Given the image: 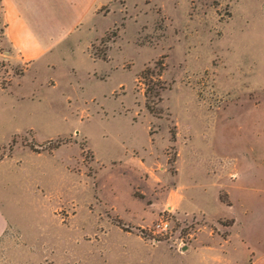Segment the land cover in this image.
<instances>
[{"label": "rangeland", "instance_id": "rangeland-1", "mask_svg": "<svg viewBox=\"0 0 264 264\" xmlns=\"http://www.w3.org/2000/svg\"><path fill=\"white\" fill-rule=\"evenodd\" d=\"M11 53L3 30L0 83L32 129L0 149V264L264 251V0H95L51 65Z\"/></svg>", "mask_w": 264, "mask_h": 264}, {"label": "crops", "instance_id": "crops-1", "mask_svg": "<svg viewBox=\"0 0 264 264\" xmlns=\"http://www.w3.org/2000/svg\"><path fill=\"white\" fill-rule=\"evenodd\" d=\"M94 1L0 0L4 38L14 53L10 56L11 61L16 63L18 57L28 66L41 61L46 66L51 65L52 53L78 27L81 18ZM5 85L0 83V124L3 126L0 127V149L9 144L16 137V133L32 129L31 125L16 129V118L20 114L19 104L24 103V99L16 97V80L8 83L7 87ZM4 163L8 164L0 169L11 170L16 176V150L13 155L0 159V166ZM8 225L9 219L0 203V238L5 234ZM247 264H264V251L251 258Z\"/></svg>", "mask_w": 264, "mask_h": 264}, {"label": "built area", "instance_id": "built-area-1", "mask_svg": "<svg viewBox=\"0 0 264 264\" xmlns=\"http://www.w3.org/2000/svg\"><path fill=\"white\" fill-rule=\"evenodd\" d=\"M170 225L168 219L165 217H160L157 219L150 227L149 231L153 234H161V233H166L169 231Z\"/></svg>", "mask_w": 264, "mask_h": 264}, {"label": "trees", "instance_id": "trees-1", "mask_svg": "<svg viewBox=\"0 0 264 264\" xmlns=\"http://www.w3.org/2000/svg\"><path fill=\"white\" fill-rule=\"evenodd\" d=\"M0 32H2V33H3V30L1 29V30H0Z\"/></svg>", "mask_w": 264, "mask_h": 264}]
</instances>
